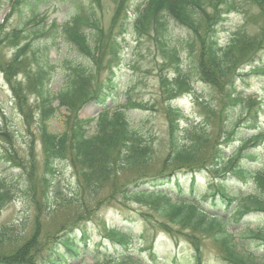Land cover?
Listing matches in <instances>:
<instances>
[{"label":"trees","instance_id":"16d2710c","mask_svg":"<svg viewBox=\"0 0 264 264\" xmlns=\"http://www.w3.org/2000/svg\"><path fill=\"white\" fill-rule=\"evenodd\" d=\"M44 1L46 0H20L17 5H22L16 8L20 16L16 27L9 30V21L6 25H0L4 37L1 43L16 49L12 60L3 66L5 79L23 114L26 133L32 138V144L39 140L42 150V164L39 166L35 152L32 153V146L28 169V166L19 162L14 146L2 148L0 157L7 164L9 172L0 184V215L11 201L17 199L16 187H20L25 194L23 197L36 206L39 205L38 195L42 197L44 206H39L40 212L49 206L67 208L71 213L55 233L46 231L43 221L36 216L35 228L15 251L10 248L8 252L2 253V246L6 244L7 239L12 238L13 228L0 229V264H75L80 260L84 261L92 244L88 227L81 226L80 223L88 221L87 219L105 204L120 205V202L117 203L119 198L126 203H136L151 209L158 218L155 220L157 225L154 226L170 235H174V229L178 227L212 235L216 242H222V259L228 264H252V260L237 252L234 233L230 232L233 229L231 222L241 221L252 211L264 212V199L260 198L262 194H250L242 198V203H236L235 213L231 215L233 218L212 216L188 200L175 198L172 201L177 194L176 188L179 189L178 193L182 194L184 184L191 192L195 191L196 186L194 175L193 178L184 177L181 180L173 168L179 169L182 165L199 169L205 167L208 154L203 152V149L211 143L209 136L200 128L184 133L179 125V121L184 117L183 112L169 105L166 111L170 123V150L159 172L147 170L146 165L154 156L152 138L145 137L132 125L126 111L122 109H145L146 106L142 102L126 98L125 88L120 90L121 86L116 81V70L122 63V43L119 35H112L108 46H103L101 41L105 37V31L101 28L102 20L96 7L99 1L94 0L88 4L79 1L77 5L81 7V14L63 27H58L57 24L49 27L45 19L40 17L37 4ZM131 1L113 0L116 8L112 26H117L122 37L132 31L141 38L152 35L160 38V52L164 63L160 68L163 72L158 77L167 94V102L176 99L183 92L191 91L190 80L200 75L201 80L204 79L202 81L213 89L225 91V88L233 83L236 70L238 71L240 66L246 63L256 65V60L260 58L258 49L264 45V0H146L130 10L128 3ZM33 2L35 8L29 12L32 15L25 20L23 13ZM206 5L215 9L211 18ZM249 5L258 9L256 17L261 25V32L251 34L248 31H238L222 45L220 27L224 26L230 15L246 11L245 7ZM204 16L208 18L203 19ZM170 20L189 29L191 35L196 33V37L194 35L189 39L175 41L176 43L170 42L166 35ZM87 27L93 28L96 33L88 35L85 31ZM61 37L77 46L84 55V61L77 62L64 57L56 65L53 60L47 59L49 52L59 43L58 39ZM183 42H186L190 50L185 60L181 57ZM104 51L107 52L105 61ZM96 53L101 54V70L107 72L106 79L99 89H95L99 74L95 69L90 71L86 65V57L97 60ZM259 64L254 66L253 70L263 73L264 63ZM167 68L174 70L172 78L164 73ZM57 70L64 73L59 91L52 88V79ZM121 97L126 98L125 103L117 104ZM90 101L100 105L103 110L96 118H80L79 110ZM239 101L251 106L250 99L243 93H240ZM61 107L66 108L70 114L64 131L55 133L50 122ZM249 116L251 117V111ZM236 132V128L227 131L224 144L232 143L238 137ZM0 135L9 140L6 133L0 132ZM9 142L11 143V140ZM263 143L264 133L260 132L241 141L239 150L228 156L222 149L213 146L215 161H221L213 170L219 177L223 176L222 182L216 184V187L211 185L212 191L209 193H212L214 205L219 200L229 208L239 199L229 190L230 177L227 174L244 183L254 182L264 191V171L252 170L248 163L254 162L256 157L247 152L248 148H256ZM61 165L69 166L73 171L75 182L66 185L68 190L57 182ZM16 168L19 173L15 172ZM154 172L157 173L153 174ZM122 175L127 178L124 183H121ZM110 184L116 191L108 197L100 198ZM37 185L41 189L40 194L36 192ZM172 190L176 191V194ZM123 217L120 222L105 221L104 228L105 237L111 245L117 248L120 246L126 251L133 246L135 240L132 227L127 225V221H133V224L136 222L128 216ZM141 217L148 221L146 215ZM26 223L27 221L25 227ZM68 225H73L76 231L74 228L67 229ZM60 233L62 235L58 236ZM54 239L59 241L63 250L60 251L54 245L49 249L51 254L44 255V248L49 247ZM108 258L115 264L133 262L127 257ZM193 259L195 264H202L201 247L195 246ZM174 264L182 263L174 261Z\"/></svg>","mask_w":264,"mask_h":264},{"label":"rangeland","instance_id":"374dc122","mask_svg":"<svg viewBox=\"0 0 264 264\" xmlns=\"http://www.w3.org/2000/svg\"><path fill=\"white\" fill-rule=\"evenodd\" d=\"M14 0H0V22L10 13V2ZM79 1L82 4H88L94 0H46L38 6V13L44 12L47 16L46 24L51 26L52 22L58 25H65L72 22L73 18L81 14V7L78 6ZM146 0H132L128 3L130 10H133L137 5L145 3ZM32 4V3H31ZM102 20V29L104 38L102 39L103 46H108L112 35L116 37L119 35L121 39L122 50L120 59L122 61L116 70V81L121 86L120 90L126 89L125 96L128 99L145 103V110H128L127 117L129 121L134 124L140 132L152 138L154 156L152 161L146 165L147 170L159 172L165 161L167 154L170 150L169 143V121L166 115V108L169 105L167 102V94L161 86L158 75L164 59L161 56L159 41L156 35L151 37H140L132 31H129L123 37L117 26H112V20L115 14L116 5L112 0H100L97 4ZM96 5V6H97ZM85 7V6H84ZM35 8V2L32 6L25 9L23 13L26 18L32 14L28 13ZM84 9V8H83ZM87 9V8H85ZM210 18L213 17L215 9L211 6L206 7ZM244 12L233 13L229 16L228 21L223 27L220 34L221 44L225 45L231 34L236 31H248L251 34L257 33L261 29L256 14L258 9L256 6H247ZM20 16L14 13L10 24L16 26L17 19ZM11 28V27H9ZM167 28V36L170 42L176 43L184 39L191 38V31L183 27L173 20H170ZM86 33L93 35L94 31L87 27ZM261 32V31H260ZM58 44L53 47L49 52L47 59L53 60L58 65V61L62 58H70L77 62L84 61V55L79 51L77 46L70 43L66 38L61 37L58 39ZM168 40H166V43ZM165 43V44H166ZM184 50L182 59L185 60L188 52L190 51L185 42H183ZM261 57L257 62L264 63V45L258 49ZM107 52L104 51V61L106 60ZM12 57V50L3 49L2 59L9 60ZM86 62V61H85ZM92 62V63H91ZM88 62L87 65L93 66V61ZM189 62H187L188 64ZM187 64L184 66L186 67ZM168 69V70H167ZM164 73L172 78L174 70L167 68ZM251 66H242L240 73L236 78L235 88L248 96L251 100L256 101L257 105L254 110L258 112V122L254 121L249 116L250 109L246 102L237 103L233 102L228 97V91L224 92L213 89L210 85L195 79L193 80L195 91L194 93H185L176 100L171 102V105L181 109L184 113V120L180 123L184 130H195L200 128L209 136L211 143L206 146V157L214 156L213 144L220 143L221 148L224 146L226 149V156L233 154L239 150L241 141L255 136L258 132H264V72L263 73H250ZM63 72L57 70L53 81V89L60 90L63 84ZM95 82V89H99L106 79L107 72L103 69L98 73ZM254 99H253V98ZM125 97H121L117 104L125 102ZM112 104V103H111ZM110 105V104H109ZM102 107L94 101L86 104L79 110V117L82 119L97 117ZM69 111L66 108H61L56 117L50 122L53 132L61 133L66 128ZM23 114L20 113L15 105L12 92L7 85L4 74L0 69V128L6 129L10 135L11 143L13 144L16 152L18 153V160L24 163L29 169V155L33 146V152L39 166L42 164V150L39 140H35L32 144V138L26 133L23 122ZM236 124L234 128L237 129L235 133L236 139L231 144L224 145L226 140L227 131L232 124ZM258 126V129H253ZM8 141L0 137V152L3 145H8ZM223 144V145H222ZM247 152L256 156L254 162H249L252 170L264 171V143L256 148H248ZM212 153V154H211ZM211 162L206 165L209 167ZM7 164L0 157V184L4 180L9 170ZM211 170V167H209ZM184 170H187L184 167ZM198 175L196 190L198 194L204 196L210 191L209 184L213 182L215 175L212 172H204ZM19 173L18 168L15 169ZM154 172L153 174L157 173ZM191 174V173H190ZM37 175V174H36ZM189 175V174H188ZM184 177L185 174H179ZM57 182L62 187L73 184L75 179L73 171L69 166H59ZM126 176H121V183H124ZM130 180V179H129ZM37 181V179H36ZM229 190L234 193L236 198H239L234 205L227 208L225 205L217 202L213 205L212 199H201L199 206L208 211L210 215H220L233 218L232 213H235L236 203H240L244 198L250 194H262L260 197L264 199V191L259 185L254 182H241L237 179H230L228 181ZM108 185L101 197H108L115 187ZM17 199L11 201L0 215V229L4 227H12V238L6 240V244L2 246V253L8 252L10 248L17 249L23 244L24 238L28 237L35 228V218L39 216L43 221V227L50 233L58 232V227L63 224L70 216L71 211L67 208L52 207L45 208L42 212L39 211V206H44L42 197L38 195L39 205L24 198L25 195L20 187H16ZM36 192L41 193L39 185L36 187ZM119 198V195L118 197ZM120 205L112 204L103 205L100 210L96 211L87 222V226L91 233L92 247L90 252L85 256L84 261H79L75 264H94L99 262L101 264H110L105 256L115 254L116 250L110 242L104 238L106 233L104 228V221L120 222L124 217H130L128 221L132 227V233L135 236V245L127 251L128 256L142 262L143 264H151L152 253L157 255V259L162 261V264H174V261L182 262V264H195L193 254L195 246L201 247L202 250V264H228L222 259L224 256V249L222 242H216L212 235L204 234L199 231H186L181 228H175L174 235H170L162 231L159 227H155V220L158 219L151 209L140 206L136 203H126L123 199L119 198ZM242 203V202H241ZM100 207V206H99ZM98 207V209H99ZM146 215L148 221L144 220L141 216ZM151 216L152 218H150ZM26 227H25V222ZM127 224V225H128ZM237 243V252L252 260V264L264 263V212L254 211L246 214L241 221L231 222ZM57 234V233H56ZM192 236L194 237L192 239ZM45 237V236H44ZM46 239V238H45ZM192 240H195L193 242ZM55 243V242H54ZM58 244V243H56ZM59 245V244H58ZM245 257V258H246ZM74 264V263H73Z\"/></svg>","mask_w":264,"mask_h":264}]
</instances>
